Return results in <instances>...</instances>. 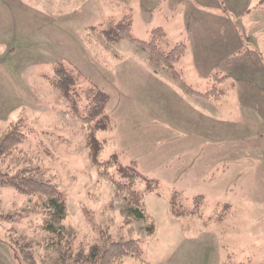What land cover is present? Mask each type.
I'll use <instances>...</instances> for the list:
<instances>
[{"label": "rangeland", "instance_id": "374dc122", "mask_svg": "<svg viewBox=\"0 0 264 264\" xmlns=\"http://www.w3.org/2000/svg\"><path fill=\"white\" fill-rule=\"evenodd\" d=\"M125 12L133 38L148 41L162 27L161 52L186 43L175 68L193 89L212 87L214 73L227 75L216 82L223 94L198 98L132 39L109 44L91 29ZM60 60L108 95L111 127L93 130L97 162L86 127L93 120L68 112L45 78ZM18 119L30 132L10 165L36 170L64 192L61 225L74 246L142 239L141 258L114 264H264V0H0V133ZM114 155L101 175L100 163ZM130 161L142 175L130 183L143 193L150 236L146 220L126 221L131 215L115 191L113 180L127 176ZM174 191L188 209L202 196L199 215L171 216ZM27 204L0 185V214ZM20 220L0 222V264H30L16 242L21 235L34 248L40 243L43 216Z\"/></svg>", "mask_w": 264, "mask_h": 264}, {"label": "trees", "instance_id": "16d2710c", "mask_svg": "<svg viewBox=\"0 0 264 264\" xmlns=\"http://www.w3.org/2000/svg\"><path fill=\"white\" fill-rule=\"evenodd\" d=\"M130 25L131 14L125 12L118 20L109 19L105 23L91 27V29L97 30L109 44H114L123 38L132 39L141 49L151 53L150 58L154 65L164 64L165 70L169 75L198 98L211 101L217 100L223 94L224 90L217 88L216 82L224 79L227 75L217 77V73H214L209 78L212 87L206 88L204 91L195 90L184 82L181 72L175 68V62L184 55L185 42L177 43L166 53L161 52L158 42L165 38L162 27L151 29L149 40L143 41L131 36ZM52 66L51 77L45 76V78L58 91L59 95L67 100V111L77 114L81 119L93 120V123L89 122L86 127L90 129L88 132V145L92 149L90 153L93 156V161L97 162L95 150L99 148V142L94 137L93 130L111 127L110 117L104 113L108 95L96 85L86 81L79 71L64 61L53 62ZM79 102L84 104L83 114L78 110ZM29 132L30 129L25 127L23 120L18 119L10 123L4 134L0 133V165H5L4 169L0 171V185L11 187L19 194L25 196L28 202L27 205H29L28 209H23L21 212L1 213L0 222H20V218H25L29 215L43 216V220L38 225L40 230V240L38 242L40 243L36 245V248H34L31 241H26L23 235L16 240V242L21 244L18 247L19 250H24L26 261H29L30 264H33L36 260L42 261V264H58L60 260L69 261L73 264L75 262H78V264H114L125 256L141 258L143 254L140 245L142 239L139 238L110 241L102 247L82 245L81 242L78 243L77 247L74 246L76 244L75 236L69 239L64 227L61 225L66 215V197L64 192L59 190L55 184L38 179V174L36 175V170L34 169L19 167L17 163L10 165L14 154L17 156L18 151L21 152L19 144ZM114 157L115 155L109 160L100 163L102 165V168L99 169L101 175L108 174L109 166L114 163ZM17 158L20 162L23 161L21 154ZM7 159L8 162L6 163ZM122 168L129 169L130 172L127 171L126 177L124 176L125 174H122L116 181L113 180V183L115 191L122 196V201L125 202L124 209L126 208L131 215V218H127L126 221L144 222L146 220L143 230L147 236H150L154 232V223L145 210L143 193L135 190L130 183L132 176L141 178L142 175L138 172L135 161H130ZM116 170H118L119 175V166H117ZM177 197L178 193L174 191L169 201L171 216L180 218L187 215H199L202 196L195 197L196 202L193 209L186 208L180 201H177ZM219 215V220H221L225 212L221 211ZM15 251L16 249H13V252ZM14 256L17 259L19 258L17 253H14ZM38 257L40 258L38 259Z\"/></svg>", "mask_w": 264, "mask_h": 264}, {"label": "crops", "instance_id": "0c3cea01", "mask_svg": "<svg viewBox=\"0 0 264 264\" xmlns=\"http://www.w3.org/2000/svg\"><path fill=\"white\" fill-rule=\"evenodd\" d=\"M237 33V34H236ZM232 35H235L237 37V41H238V44L241 43L243 40L242 36H240V34L238 32H233ZM242 51V49H240L239 51H237L238 54H240Z\"/></svg>", "mask_w": 264, "mask_h": 264}]
</instances>
